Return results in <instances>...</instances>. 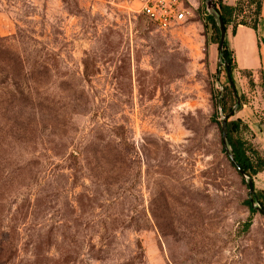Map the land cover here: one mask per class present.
Segmentation results:
<instances>
[{"label":"rangeland","instance_id":"1","mask_svg":"<svg viewBox=\"0 0 264 264\" xmlns=\"http://www.w3.org/2000/svg\"><path fill=\"white\" fill-rule=\"evenodd\" d=\"M181 1L159 30L119 0H0V264H264L219 133L231 113L264 159L259 75L231 51L254 5L218 0L236 6L232 89L213 13ZM251 180L264 189V170Z\"/></svg>","mask_w":264,"mask_h":264},{"label":"trees","instance_id":"2","mask_svg":"<svg viewBox=\"0 0 264 264\" xmlns=\"http://www.w3.org/2000/svg\"><path fill=\"white\" fill-rule=\"evenodd\" d=\"M251 2L254 5V9H255V11H254V15H256L255 20H253V23L251 25H248V24L242 22V20L237 22L236 25L249 27L250 29L255 28V25H256V22H257V19L259 16V0L258 1L257 0H251ZM213 4L217 10L219 20L221 21L223 29L225 31L226 26L229 25L230 23H232V19L235 18L234 14H235L236 6H228V5L221 3L218 0H214ZM205 20L209 26V29L211 30V33L213 34L215 39H217V42H218V38H219L218 31H217L212 19L206 16ZM236 25H234V26H236ZM229 59H230L229 58V51L227 50L226 43L224 41L222 44V48H221V60L226 65L225 75L226 74L228 75L230 82H231ZM227 83H229V82H227ZM227 90L229 91V96H230L232 91L229 88ZM262 90H263V88H262ZM263 92H264V90H263ZM215 105H216V108H218V110L219 109L221 110L223 115H226L230 111V109H228L227 113L224 112L225 106L223 105V103H221V100H218L217 103H215ZM236 129H237V127H236L235 122L226 120V139H227L228 144L230 146V153H231L232 159H233L235 165L250 179L251 184H252V188H253V183H252L251 178L253 176H255L257 173L264 170V159L257 156V154H254L253 159H251L250 157H248L246 155V150L244 148L243 143H241L239 140H235V141L232 140L231 135L234 131H236ZM245 205L247 207L249 214L257 213V210L252 207L253 205L257 206L262 211V213L264 214V189H262V190H254L253 189L251 194H249V195L247 194V199L245 200Z\"/></svg>","mask_w":264,"mask_h":264},{"label":"crops","instance_id":"3","mask_svg":"<svg viewBox=\"0 0 264 264\" xmlns=\"http://www.w3.org/2000/svg\"><path fill=\"white\" fill-rule=\"evenodd\" d=\"M231 51L240 69L258 72L264 90V0H259V16L254 29L244 26L234 29Z\"/></svg>","mask_w":264,"mask_h":264},{"label":"built area","instance_id":"4","mask_svg":"<svg viewBox=\"0 0 264 264\" xmlns=\"http://www.w3.org/2000/svg\"><path fill=\"white\" fill-rule=\"evenodd\" d=\"M121 8L150 21L159 30L181 23L186 9L181 0H119Z\"/></svg>","mask_w":264,"mask_h":264},{"label":"water","instance_id":"5","mask_svg":"<svg viewBox=\"0 0 264 264\" xmlns=\"http://www.w3.org/2000/svg\"><path fill=\"white\" fill-rule=\"evenodd\" d=\"M206 1V7L208 8V10H210L212 13H213V16H209L217 30H218V34H219V38H218V49H219V58H221V48H222V44L224 42V39H225V31L223 29V26H222V23L221 21L219 20V16H218V13H217V10L214 6L213 3H211L209 0H205ZM223 65L225 66V64L223 63ZM226 68V66H225ZM226 79L228 80L229 84L231 85L232 89H233V86L230 82V79L228 77V75L226 74ZM220 113V111H219ZM231 116V113H228L226 116L222 117L221 119V122H220V127H219V133H220V142H221V145H222V148H223V152L227 158V161L229 162L230 166H232V168L235 170V172L242 177V179H245V185H246V188H247V194H251V192L253 191V188H252V184H251V181L250 179L235 165L233 159H232V156H231V153H230V150L227 149L229 147V145L227 144V139H226V120L227 118ZM253 208H255L257 210V213L259 215H261L263 218H264V214L262 213V211L255 205L252 206Z\"/></svg>","mask_w":264,"mask_h":264}]
</instances>
